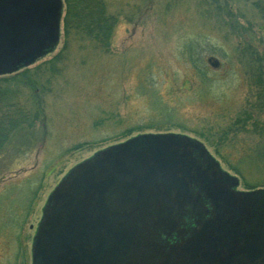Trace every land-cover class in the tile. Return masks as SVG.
<instances>
[{"label":"rangeland","instance_id":"1","mask_svg":"<svg viewBox=\"0 0 264 264\" xmlns=\"http://www.w3.org/2000/svg\"><path fill=\"white\" fill-rule=\"evenodd\" d=\"M104 1L118 20L106 50L83 41L54 60L63 49L60 19L56 48L18 72L24 80L13 91L34 123L0 153V264H32L35 230L56 186L80 163L137 136L200 142L245 186L227 164L244 165L237 162L244 144L225 141L247 95L235 52L242 30L218 28L213 0ZM229 2L264 40V21L243 0ZM248 174L255 185L258 174Z\"/></svg>","mask_w":264,"mask_h":264},{"label":"water","instance_id":"2","mask_svg":"<svg viewBox=\"0 0 264 264\" xmlns=\"http://www.w3.org/2000/svg\"><path fill=\"white\" fill-rule=\"evenodd\" d=\"M60 16V0H0V75L52 52ZM208 64L217 66L212 58ZM189 148L206 152L193 139L141 135L80 163L49 198L34 237L32 264H143L144 255L132 248L178 200L173 195L185 185L180 168L194 162Z\"/></svg>","mask_w":264,"mask_h":264},{"label":"flooded vegetation","instance_id":"3","mask_svg":"<svg viewBox=\"0 0 264 264\" xmlns=\"http://www.w3.org/2000/svg\"><path fill=\"white\" fill-rule=\"evenodd\" d=\"M189 153L194 162L180 168L185 185L173 195L179 201L132 248L146 258L140 263L264 264V195L256 193L264 189L241 190L239 180L222 175L226 172L207 152L189 148Z\"/></svg>","mask_w":264,"mask_h":264},{"label":"trees","instance_id":"4","mask_svg":"<svg viewBox=\"0 0 264 264\" xmlns=\"http://www.w3.org/2000/svg\"><path fill=\"white\" fill-rule=\"evenodd\" d=\"M61 1L63 49L54 60L60 59V53L68 50L73 43L78 46L83 41L90 42L96 49L106 50L118 20L116 15L109 12L105 1ZM243 1L247 3L251 17L257 16L264 21V0ZM212 5L217 10L214 13L219 18L216 21L219 29L225 26L231 31L242 30V35L245 36L241 41L242 45L235 52L238 54L237 62L243 69L247 95L242 107L225 130V141H242L244 144L237 162L245 167L238 168L237 165L227 164L231 171L242 178L245 187L264 188V40L257 38L250 20L245 24L239 22V18L244 19L246 13H236L229 0H213ZM138 10L139 7H136L134 11ZM220 10L223 11L224 18L219 16ZM17 73L0 76V153L4 152L14 135L23 134L34 123V118L29 117L25 108V102H21V96L13 91L17 89L15 84L24 80L22 72ZM19 75L21 77L18 78ZM253 169L258 174V180L255 185L249 186L245 175H249L248 172Z\"/></svg>","mask_w":264,"mask_h":264}]
</instances>
